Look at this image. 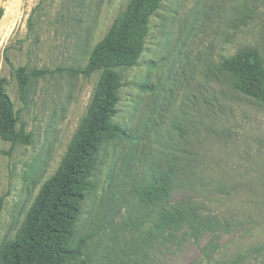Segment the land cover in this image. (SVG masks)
Returning a JSON list of instances; mask_svg holds the SVG:
<instances>
[{"label": "rangeland", "instance_id": "obj_1", "mask_svg": "<svg viewBox=\"0 0 264 264\" xmlns=\"http://www.w3.org/2000/svg\"><path fill=\"white\" fill-rule=\"evenodd\" d=\"M130 1L0 0V77L8 79L17 128L32 136L11 153L0 140V248L18 236L87 116L102 72L68 69L86 64ZM243 48L264 65V0H161L136 64L113 68L120 75L113 121L132 137L103 148L82 204L77 232L90 264H204L206 247L227 261L264 245V105L235 92L219 67ZM19 66L58 70L30 75L21 98ZM169 169L170 201L192 199L218 225L196 238L147 236L154 214L142 191ZM262 253L244 264H264Z\"/></svg>", "mask_w": 264, "mask_h": 264}, {"label": "trees", "instance_id": "obj_2", "mask_svg": "<svg viewBox=\"0 0 264 264\" xmlns=\"http://www.w3.org/2000/svg\"><path fill=\"white\" fill-rule=\"evenodd\" d=\"M161 0H131L103 38L90 51L83 67L68 69L73 74L90 76L101 70L87 116L63 157L56 173L41 185L32 201L18 236L0 248V264H66L77 261L90 264L84 253L86 237L79 236L77 224L87 194L95 188L92 179L103 148L117 138L130 139L129 130L113 121L119 102L120 75L116 67L136 64L144 45L151 15ZM2 11L0 10V19ZM33 28L32 16L28 21ZM220 69L231 78L232 88L264 105V65L261 55L254 49L243 48L220 63ZM56 70L39 68L15 69V78L21 98L28 90V77L42 78ZM59 71H63L59 68ZM6 77H0V140L10 144L11 153L19 143H29L31 134L17 128V114L6 87ZM144 87H147L145 84ZM175 170L154 176L142 191V198L154 214L148 237L158 232H176L198 237L205 229L218 225V219L200 210L192 199L171 202L169 195ZM4 197L0 195V214ZM150 213V214H151ZM228 226V223L225 224ZM217 250V245L212 244ZM262 244H254L230 260L219 261L204 251V264H244L263 254Z\"/></svg>", "mask_w": 264, "mask_h": 264}]
</instances>
